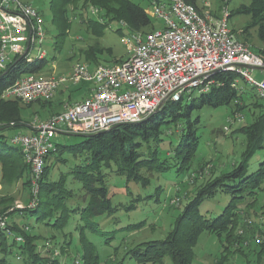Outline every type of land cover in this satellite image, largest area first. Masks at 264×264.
<instances>
[{"label":"trees","instance_id":"trees-1","mask_svg":"<svg viewBox=\"0 0 264 264\" xmlns=\"http://www.w3.org/2000/svg\"><path fill=\"white\" fill-rule=\"evenodd\" d=\"M186 1L199 6L197 0ZM50 5L54 22L62 27V32L67 31L71 13L78 11L81 17L84 11L92 6L100 8L103 16L108 20L105 23L99 21L101 25L108 26L112 21H124L129 31L149 32L154 28L148 9L131 0H51ZM239 11L252 15V25H259V37L264 43V0H252L250 5H242ZM93 31L98 33L95 29ZM117 31L122 30L118 28ZM102 50L100 47H89L85 53L86 62L93 65L99 64L96 52ZM120 60L122 59L117 58L114 62ZM47 63V56L43 59H34L32 62L18 56L6 70L0 71L1 178L7 181L23 178L22 187L29 186L31 183V168L25 161L20 148L12 144L13 135H8L7 132L16 128H30L29 123L22 117L24 106L22 107L21 104L29 107L33 103H23L18 99H2L1 94L7 86L21 76L23 71L37 74L46 68ZM236 77V74L230 72L216 74L215 84L211 85L209 91L201 93L198 103L195 97L190 100L191 103L185 99L180 102L168 101L161 110L140 122L119 124L97 134L80 135L84 139L71 146L58 143L57 150L46 158V166L39 182L37 204L34 207L9 213L7 210L10 207L4 210L0 208V214L8 213L9 216H13L5 229L9 235H15L13 242L8 245L6 241L8 233L0 230V249L9 251L10 246L18 244L21 254L25 255V264H92L86 258L88 257L87 246L92 243L85 239V232H99L101 235L115 233L102 231L100 225L94 221L96 216L112 214L116 207L113 206L109 192L110 172L114 171L117 176L125 177L127 181H134L145 187L152 182L151 177L146 176L147 172L154 170L165 172L166 169H173L180 175L185 174L199 147L200 136L197 125L201 121L200 110L203 106L220 107L231 104L235 108L233 113L253 108L250 106L251 103H245L250 96L239 84L240 81L248 83L240 78V81L234 85ZM257 98H260L259 94ZM63 102L60 104L63 105ZM35 103L47 107L53 103V99ZM259 105L262 107V112L244 129L248 144L243 151L242 161L232 170L223 172L200 186L188 198V202L175 219L174 227L163 240H152L141 248L131 251V256L138 264H162L166 256L171 257L173 264H193L194 248L200 235L205 231L214 233L217 237H222L226 233L224 252L233 248V254L238 252L241 256H247L244 249L241 250L242 247H238L242 245L245 236L235 230L243 214L241 204L246 202L248 197H254L264 185V156L258 161L257 169L251 170V159L258 150L264 148V104ZM180 126V135L177 136L178 133L175 132L174 137L168 133L171 129L175 131ZM167 140L169 141L164 146ZM63 151L77 156V159L83 156L80 159L82 161L76 163L72 170L73 179L81 184L83 193L80 195H76V190L68 188L65 175H61L59 179L51 178L50 172L53 170L51 166L58 161L57 158ZM217 193L229 195L231 200L218 216L208 217L201 213V207L206 199L214 197ZM135 207L136 205L133 204L125 208ZM14 214H17L16 218L19 219H15ZM75 216L78 217L76 229L81 236L79 242L84 250L82 260L70 263L68 260H60L52 250L51 255L49 251H41V248L45 246L43 242L45 240H40L42 238L39 233L40 227L62 231ZM30 218L35 220L34 224L26 222ZM40 224L36 232V227ZM138 226L140 224L128 226V229ZM259 233L261 237L254 249H257V262L264 258V232L259 231ZM17 237H21V240ZM45 238L55 239L54 235H50L49 238L45 236ZM71 243L61 240L56 242V246L61 252H65L64 249ZM0 261L12 264L7 263L5 259ZM245 264L250 263L248 261Z\"/></svg>","mask_w":264,"mask_h":264},{"label":"rangeland","instance_id":"rangeland-1","mask_svg":"<svg viewBox=\"0 0 264 264\" xmlns=\"http://www.w3.org/2000/svg\"><path fill=\"white\" fill-rule=\"evenodd\" d=\"M28 1L42 13L46 32V39L43 45H34L30 55L31 59L34 60L40 48L47 50L48 67L37 73V75L46 76L50 73L54 74V71L58 74L69 73L76 63L86 62L85 53L89 47H100L103 49L96 52V59L99 63L112 64L115 59H125L130 55L129 45L123 41V36L129 35L130 31L128 27L120 22L112 21L108 26H104L99 23L100 14H92L91 10L88 9L80 17V13L76 11L70 14L71 18L67 31L63 30L62 32V27L54 22V14L50 5L51 0ZM131 1L139 3L148 9L152 25L156 29L163 27V21L153 16L150 12L151 0ZM207 1L210 2L212 11L217 15L220 14L221 6L226 2L223 0ZM204 2L205 0H197L201 7H203ZM251 2L252 0H229L227 4L229 5L231 16L228 24L238 38L248 44L252 51L264 59V43L259 37V25H252L251 14L239 11L242 5H250ZM90 20L93 21L90 22ZM118 28L122 31L118 32ZM93 29L97 30L98 33L94 32ZM53 62L57 65L56 69L50 68ZM27 74V72L23 71L20 75L26 76ZM253 76L256 79H261L263 73L259 70H254ZM239 84L250 96L245 103H251L250 106L253 108H250V110L244 109V112L236 111L235 113L241 114L243 118L239 122H234L229 130L226 131L224 126L228 124V118L234 114V106L231 104L220 107L203 106L200 110L201 121L197 125V132L200 136L199 147L192 164L185 171V174L180 175L173 169H166L165 172H159L158 170L147 172L146 176L151 177L152 182L145 187L134 181H127L125 177L117 176L114 171L110 172L109 192L113 206L116 207L112 214L96 216L94 221L100 225L102 231H113L115 233L101 235L99 232H85V239L92 243V245L87 246L88 250H86L88 255L86 258L90 263L138 264L131 256V251L141 248L152 240H163L174 227L175 219L188 202V198L200 186L220 176L223 172L232 170L242 161L243 151L248 144L244 129L262 112V107L259 104H264V100L257 98V88H253L243 81H240ZM86 86L84 84L64 87L63 89L65 90L59 98L61 97V99H67L68 101L78 100L87 93ZM200 95L201 93L199 92L194 94L197 103ZM54 99L56 100V96ZM255 102L256 104L254 105ZM21 106H24L22 108V117L28 123L32 122L36 112L41 111L39 104H33L29 107L21 104ZM27 131L28 129L26 128H16L8 131L7 134L14 135ZM175 132L178 133L177 136L180 135L181 126L175 131L171 129L168 133L174 136ZM83 139L84 137L80 135L61 134L58 135L56 141L60 144L71 146L81 142ZM168 141L163 145H167ZM263 156L264 148L258 150L251 159V170L257 169L258 161ZM81 157L83 156H80V159ZM80 159H77V156H73L68 151H63L57 158L58 161L51 166L53 170L50 172L52 179H59L61 175H65L68 180V188L76 190V195L83 193L80 188V182L73 179L72 173L76 163L82 161ZM22 182L23 178L13 181L2 179L0 170V208L2 210L10 207L7 210L9 213L14 210L28 208L29 203L33 199L32 182L26 187H22ZM157 187L158 189H156ZM230 200L231 196L217 193L214 197L205 200L201 207V213L206 214L208 217H216ZM133 204L136 205L135 208H125ZM240 207L243 214L235 231H239L240 235L244 234L245 236L242 245H238V247H242L241 250L244 249L243 251H245L247 256H241L238 252L233 254V248L224 252L226 233L222 237H217L214 233L205 231L200 235L194 248L195 257L193 264H245L248 261L250 264H264V258L262 261L257 262V249L254 250L261 237L259 231L264 232V185L254 197H248L246 202L241 204ZM8 213L0 214V221H5L6 226L13 219V216H9ZM14 215L15 219H19L16 218L17 214ZM24 221L22 220V223ZM27 221L32 224L35 222L33 218L27 219ZM77 224L78 217L75 216L71 218L69 224L62 231L46 228L41 226V224L38 225L36 232L39 229L38 227L41 226L39 233H41L42 238L40 240H45L43 241L45 246L41 248V251H49V255H51L50 251L52 250L60 260H68L70 263L76 260L81 261L84 250L79 242L81 236L79 235V230L76 229ZM138 224L140 226L128 229V226ZM0 230L6 232V229ZM50 235H54L55 239L49 238ZM6 236V241L10 245L15 235H9L8 233ZM45 236H48L49 239L45 238ZM61 240L65 241V243L72 242L64 249L65 252H61L56 246V242ZM17 245L10 246L9 251L0 249V260L5 259L7 263L12 264H25V255L21 254V250ZM18 256H21V258H18ZM0 264L6 263L0 261ZM162 264H173V261L170 256H166Z\"/></svg>","mask_w":264,"mask_h":264},{"label":"built area","instance_id":"built-area-1","mask_svg":"<svg viewBox=\"0 0 264 264\" xmlns=\"http://www.w3.org/2000/svg\"><path fill=\"white\" fill-rule=\"evenodd\" d=\"M223 1L217 15L207 0L202 8L186 0H152L150 12L163 21V27L124 35L127 58L112 64L78 62L67 74L28 73L2 91V99L28 104L52 100L69 85H87L88 96L64 101L62 110L48 118L34 116L27 132L11 137L31 167L33 199L28 207L37 204L46 158L57 150L58 135L97 134L115 125L140 122L168 101H190L196 92L209 91L218 73L236 74L234 85L242 78L264 100V59L229 28V0ZM90 10L101 15V23L108 22L100 8ZM45 39L43 15L31 2L0 0V71L18 56L32 62L34 45H43ZM46 56L47 50L40 48L36 59ZM254 70L263 73L261 79L253 76ZM242 118L234 113L224 130ZM5 227V221H0V229Z\"/></svg>","mask_w":264,"mask_h":264},{"label":"crops","instance_id":"crops-1","mask_svg":"<svg viewBox=\"0 0 264 264\" xmlns=\"http://www.w3.org/2000/svg\"><path fill=\"white\" fill-rule=\"evenodd\" d=\"M199 5V4H198ZM199 7L200 8H202L200 5H199ZM48 67V65L46 66V68ZM50 68H57V65H56V63H52V65L50 66ZM71 71V70H70ZM51 75H58V73H56L55 71H54V74H52V73H50L49 75H46V76H51ZM64 90L65 89H60L59 91H58V93L56 94V100L54 99L53 100V103L51 104V105H49V106H44V105H41V104H39V103H33V104H39L40 105V110L41 111H39V112H36V114H35V116H39V117H41V118H48V117H50L53 113H57V112H60L61 110H62V104H60L62 101H66L67 99H61V97L59 98V96H61L62 95V93L64 92ZM86 96H88V91H87V93L82 97V98H80V99H78V100H81V99H83V98H85ZM68 101V100H67ZM74 101H77V100H71L70 102H74ZM32 104V105H33Z\"/></svg>","mask_w":264,"mask_h":264},{"label":"water","instance_id":"water-1","mask_svg":"<svg viewBox=\"0 0 264 264\" xmlns=\"http://www.w3.org/2000/svg\"><path fill=\"white\" fill-rule=\"evenodd\" d=\"M159 110H160V109H159ZM159 110H157V112H158ZM115 126H119V125H115Z\"/></svg>","mask_w":264,"mask_h":264}]
</instances>
